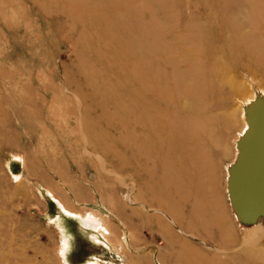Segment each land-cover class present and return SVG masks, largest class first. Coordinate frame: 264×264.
I'll list each match as a JSON object with an SVG mask.
<instances>
[{
    "label": "rangeland",
    "instance_id": "1",
    "mask_svg": "<svg viewBox=\"0 0 264 264\" xmlns=\"http://www.w3.org/2000/svg\"><path fill=\"white\" fill-rule=\"evenodd\" d=\"M254 61L264 0H0V264H264L263 232L226 192L243 129L231 99L246 73L264 85ZM173 186L205 228L160 212Z\"/></svg>",
    "mask_w": 264,
    "mask_h": 264
},
{
    "label": "water",
    "instance_id": "2",
    "mask_svg": "<svg viewBox=\"0 0 264 264\" xmlns=\"http://www.w3.org/2000/svg\"><path fill=\"white\" fill-rule=\"evenodd\" d=\"M246 129L236 142V158L227 169L226 192L236 221L264 226V103L257 95L245 108Z\"/></svg>",
    "mask_w": 264,
    "mask_h": 264
},
{
    "label": "bare ground",
    "instance_id": "3",
    "mask_svg": "<svg viewBox=\"0 0 264 264\" xmlns=\"http://www.w3.org/2000/svg\"><path fill=\"white\" fill-rule=\"evenodd\" d=\"M185 63V66L187 67H196L195 64H196V61H184ZM209 63L211 64L212 68L210 69L211 73H215V80H217L219 83V87H223V86H228L231 90H235V92H238L241 88V84L234 80L233 76H230L232 70H230L229 68V62L228 61H209ZM253 63V62H252ZM257 62L254 61V65L257 67V69L264 74V63L262 62L261 64H256ZM210 67V66H209ZM240 69V68H238ZM244 69V68H243ZM186 73V72H185ZM234 74V73H233ZM193 75V74H192ZM245 75V74H244ZM246 75H248L246 73ZM244 76L247 78L248 80V91L249 93L248 94H240V95H236L234 94L233 95V98L231 100H233L234 104H235V107L237 108V110H240L239 113H241V117L240 119L242 120V125H243V129H242V132L246 129V122H245V116H244V108L257 96L259 95L262 100H263V103H264V85L260 84L259 82L256 81V79H251V77H247V76ZM250 75V74H249ZM248 75V76H249ZM219 77V78H218ZM245 79V78H244ZM259 79V78H258ZM263 82V81H262ZM144 87V86H143ZM145 88V87H144ZM195 86L193 89H190L191 91H189L187 94H190L192 92L195 91ZM146 90V89H145ZM189 90V89H188ZM143 91V90H142ZM184 91V90H183ZM145 92V91H144ZM147 92V91H146ZM143 104H144V101H143ZM181 106L180 107H183V109H187L185 108L183 102L180 103ZM198 105V104H197ZM152 109V108H151ZM153 110V109H152ZM222 112V111H221ZM228 112V111H227ZM193 114V113H192ZM228 114L232 117L233 115V111L230 110L228 112ZM236 121V119H235ZM242 132L240 133L239 137L241 136ZM182 134V133H181ZM191 136V135H189ZM194 136V135H193ZM195 137V136H194ZM238 137V138H239ZM191 138V137H190ZM189 138V139H190ZM238 140V139H237ZM237 142V141H236ZM234 143V142H233ZM190 144L192 146H196V145H199L200 144V141L195 137L190 140ZM235 148H236V145H235ZM198 152V151H197ZM224 152V151H223ZM196 156H198V154L196 152H194ZM73 193V192H72ZM167 194V193H166ZM152 195V194H151ZM153 196V195H152ZM163 197V196H161ZM78 198V197H77ZM163 199V198H162ZM168 200L171 202L169 203V201H166V202H163V200L160 199V197L156 198V202L158 203V207L160 206H165V208H159L161 209V213L162 212H166V214L171 218L170 219V223H174L176 224V228H182L184 230H186L185 232H188L189 231H197L195 226L194 225H197L198 228L200 229H203L205 228L206 226L204 225V223L199 220L197 217V213H196V209L194 208V206H190L188 204V196L187 194H183L182 192H180V190H176L175 186L172 187V189L170 190V193L168 194ZM181 203L183 209L185 210L186 212V215L189 217L190 221L188 222H183L182 220V217L180 216V214L172 211V202L173 203ZM60 204V203H58ZM145 207V206H144ZM60 209L63 213L67 214V215H70L68 210L66 211L65 208H63L62 206H60ZM111 212H113L111 210ZM90 213V212H89ZM112 214V213H111ZM80 217V220L82 222V224L86 227H89V228H92L94 230H97L98 232H100L102 235H104V238L107 237V235L110 234V231H109V228H108V225L106 223V221L103 219V217L101 216V214L99 213H90L89 215L88 214H79L78 215ZM114 216V215H113ZM119 216V215H118ZM117 216V217H118ZM155 218H157V215L154 216ZM120 222V221H119ZM167 223V222H166ZM168 224V228H169V232L167 235H171L172 233V229H171V226H169V223ZM194 224V225H193ZM217 226V225H215ZM255 226H257V229L261 230L264 235V226L262 225L261 221H258L255 223ZM219 227V225H218ZM167 228V229H168ZM197 228V229H198ZM183 232V231H182ZM192 233V232H191ZM190 233V234H191ZM253 234H255V230L253 232ZM166 235V236H167ZM249 240V239H248ZM97 241V240H95ZM108 241V240H107ZM109 242V241H108ZM219 249V247H218ZM186 255V254H185ZM95 257V256H94ZM90 259V258H89ZM101 260V259H100ZM188 260L185 259V264L187 263L188 264ZM99 260L97 259H90L88 260L85 264H99Z\"/></svg>",
    "mask_w": 264,
    "mask_h": 264
}]
</instances>
